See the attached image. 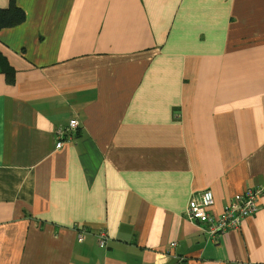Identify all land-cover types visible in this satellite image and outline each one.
Listing matches in <instances>:
<instances>
[{"label":"crops","instance_id":"crops-1","mask_svg":"<svg viewBox=\"0 0 264 264\" xmlns=\"http://www.w3.org/2000/svg\"><path fill=\"white\" fill-rule=\"evenodd\" d=\"M16 4L25 20L0 29V264H264V193L215 239L187 217L204 190L213 215L264 190V0Z\"/></svg>","mask_w":264,"mask_h":264},{"label":"built area","instance_id":"built-area-1","mask_svg":"<svg viewBox=\"0 0 264 264\" xmlns=\"http://www.w3.org/2000/svg\"><path fill=\"white\" fill-rule=\"evenodd\" d=\"M78 125L79 121L77 119L70 120V129ZM62 145L63 141L59 140L56 147L60 148ZM263 193V188L248 187L244 192L235 194L220 215H213L208 209L214 204L215 199L213 192L207 189L191 198L187 209V217L202 229L207 225L206 231L209 238L215 239L222 232L240 229L242 221L258 210V199ZM86 235L85 228L79 230L80 239H85ZM107 239L106 233L100 234L98 238L100 245L105 246Z\"/></svg>","mask_w":264,"mask_h":264},{"label":"trees","instance_id":"trees-1","mask_svg":"<svg viewBox=\"0 0 264 264\" xmlns=\"http://www.w3.org/2000/svg\"><path fill=\"white\" fill-rule=\"evenodd\" d=\"M26 18L25 11L16 4V0H10V5L0 9V29L13 27L22 23ZM9 83L15 82V77L12 72H7Z\"/></svg>","mask_w":264,"mask_h":264}]
</instances>
